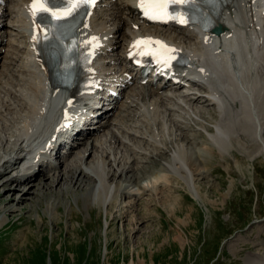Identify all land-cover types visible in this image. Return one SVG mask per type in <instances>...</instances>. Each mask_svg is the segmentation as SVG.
<instances>
[{"label": "bare ground", "instance_id": "bare-ground-1", "mask_svg": "<svg viewBox=\"0 0 264 264\" xmlns=\"http://www.w3.org/2000/svg\"><path fill=\"white\" fill-rule=\"evenodd\" d=\"M1 1L0 113L3 109L10 114L11 110L19 108L21 115L18 118L21 120H18L12 134H0V180L8 172L18 169L20 161H23L20 155L25 149L35 146L41 149L44 146L40 145V141H53L57 136L56 127L61 124V120L56 119L51 127V124L48 126L40 119L45 117L44 109L48 106L45 93L51 84L35 41L37 34L32 21V0ZM225 1L222 11L212 15L214 24L224 27L219 35L203 32L197 24L179 27L172 35L161 31L162 28L159 30L156 25L137 23V0H105L99 4L97 7L102 9L92 10L93 14L83 21L78 30L79 38L85 44V63L79 75L78 89L71 93L67 89L51 87L50 93L53 96L64 95L67 102L72 97L76 101L75 108L78 107L76 111H79L80 108L89 107L92 96L100 91L95 89L106 85L112 89L122 87L118 95L122 94L123 99H105L110 100L107 102L113 118L92 129L87 126L82 130L85 140L72 146L63 159L56 156L55 163L50 161V156L44 159L41 153L38 155L39 149L35 148L32 158L24 161L25 168L3 180L1 186L8 187L12 181L27 183L37 177L41 179L28 184L29 188L22 193L25 196L31 193L47 194L44 191L48 187L51 189L58 185L62 188L68 181L73 188L80 189L86 180L84 185L90 186L87 192L107 205L111 193L130 196L146 191L159 193L168 187L172 177L187 180L194 193L192 180L198 175V158L206 163L210 149H215L222 158L232 140L242 145L245 142L239 139L249 137L256 149L255 152H248L249 156L264 155V4L259 0ZM196 3L203 7L200 2ZM237 32L244 34L245 44L239 49L241 53L228 44ZM148 33L165 37L181 52H187L189 63L178 71V81L161 76L162 81H149L142 85L137 83L133 72L125 65L124 55L128 45ZM122 47L124 50L118 52ZM106 53L111 55L108 60L103 55ZM117 59L123 65L119 73L112 65ZM130 84L136 86L129 87ZM203 101L215 109L218 119L213 124L214 132H207V147L193 157L190 148L182 143L187 136L180 131L187 117L194 114L201 117L203 112L197 105ZM59 113L62 115L65 110L62 108ZM139 121L142 124L139 125ZM143 123L150 124L155 132L141 127ZM171 124V128H168ZM77 128L75 126L71 131ZM167 129L179 132L176 131L174 136V132H168V136L171 134L169 139L165 137ZM108 135L109 144L106 145ZM129 136L137 137L138 142L151 150L131 141ZM166 140L171 141L170 144ZM81 144L83 148L87 147L69 160L67 157ZM242 146H247V143ZM150 152L156 157L165 152L170 154L167 160L160 161L159 168L150 170L149 177L141 181V173L148 172L145 163H155L156 158L149 156ZM89 156L91 158L87 159ZM89 182L91 184H87ZM37 184L36 192L33 188ZM52 210L53 206L48 204L47 211L52 213ZM250 261L264 264V259L257 256Z\"/></svg>", "mask_w": 264, "mask_h": 264}, {"label": "rangeland", "instance_id": "rangeland-1", "mask_svg": "<svg viewBox=\"0 0 264 264\" xmlns=\"http://www.w3.org/2000/svg\"><path fill=\"white\" fill-rule=\"evenodd\" d=\"M197 106L201 117H187L180 131L187 136L182 143L193 157L207 147L206 136L214 132L218 119L204 101ZM10 112L1 110L2 135L12 134L21 120L19 108ZM143 126L155 132L150 124ZM171 131L173 136L179 132L170 129L166 138ZM130 138L146 146L137 137ZM239 140L247 146L232 140L222 158L215 149L206 151L210 153L206 163L198 158L194 193L187 180L172 177L159 193H111L107 205L87 192L86 180L80 189L68 181L62 188L48 187L47 194L24 196L28 184L41 179L1 186L18 171L8 172L0 180V264H255L252 258L264 259V155L251 158L249 153L256 149L250 138ZM86 147L81 144L67 158L72 160ZM151 152L149 156H154ZM169 154L145 163L148 172L141 173V181Z\"/></svg>", "mask_w": 264, "mask_h": 264}, {"label": "snow or ice", "instance_id": "snow-or-ice-1", "mask_svg": "<svg viewBox=\"0 0 264 264\" xmlns=\"http://www.w3.org/2000/svg\"><path fill=\"white\" fill-rule=\"evenodd\" d=\"M197 0H140V7L144 9V14L152 20H167L177 19L175 16H171L168 12L169 3L171 4H191L195 6ZM95 3V0H70L67 7L63 11L50 10L47 6V0H33L31 7V14L33 17L37 15V12H50L51 16L55 19H61L67 16H71L73 12L84 6H91ZM180 22H184L181 20ZM35 39V37H34ZM159 46L160 48L166 49L168 52L174 51L168 48L167 45L162 44L158 40H152L151 38L137 39L132 47L134 49L143 50L141 46L150 48L153 46Z\"/></svg>", "mask_w": 264, "mask_h": 264}]
</instances>
